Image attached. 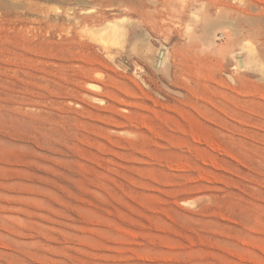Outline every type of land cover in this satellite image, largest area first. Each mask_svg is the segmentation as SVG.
Wrapping results in <instances>:
<instances>
[{"label": "rangeland", "instance_id": "1", "mask_svg": "<svg viewBox=\"0 0 264 264\" xmlns=\"http://www.w3.org/2000/svg\"><path fill=\"white\" fill-rule=\"evenodd\" d=\"M0 264H264V0H0Z\"/></svg>", "mask_w": 264, "mask_h": 264}, {"label": "bare ground", "instance_id": "2", "mask_svg": "<svg viewBox=\"0 0 264 264\" xmlns=\"http://www.w3.org/2000/svg\"><path fill=\"white\" fill-rule=\"evenodd\" d=\"M90 82H91V81H89V83H88V84H89V86H94V85H91V83H90ZM96 89H97V88H96Z\"/></svg>", "mask_w": 264, "mask_h": 264}, {"label": "water", "instance_id": "3", "mask_svg": "<svg viewBox=\"0 0 264 264\" xmlns=\"http://www.w3.org/2000/svg\"><path fill=\"white\" fill-rule=\"evenodd\" d=\"M163 54V53H162Z\"/></svg>", "mask_w": 264, "mask_h": 264}]
</instances>
